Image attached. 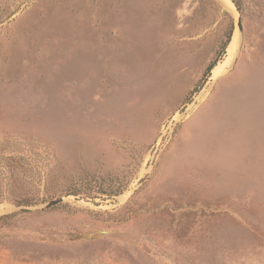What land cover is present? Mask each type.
<instances>
[{
	"label": "rangeland",
	"instance_id": "obj_1",
	"mask_svg": "<svg viewBox=\"0 0 264 264\" xmlns=\"http://www.w3.org/2000/svg\"><path fill=\"white\" fill-rule=\"evenodd\" d=\"M230 1L0 0V264H264V0Z\"/></svg>",
	"mask_w": 264,
	"mask_h": 264
},
{
	"label": "bare ground",
	"instance_id": "obj_2",
	"mask_svg": "<svg viewBox=\"0 0 264 264\" xmlns=\"http://www.w3.org/2000/svg\"><path fill=\"white\" fill-rule=\"evenodd\" d=\"M236 42H237V38H236V35H234L231 43L229 44V47H228V56H227L225 62L223 64H221V65L220 64L216 65L212 69V78L219 77V75L226 69V67L228 66V64L231 62L232 57L235 54V47L234 46L236 45Z\"/></svg>",
	"mask_w": 264,
	"mask_h": 264
},
{
	"label": "trees",
	"instance_id": "obj_3",
	"mask_svg": "<svg viewBox=\"0 0 264 264\" xmlns=\"http://www.w3.org/2000/svg\"><path fill=\"white\" fill-rule=\"evenodd\" d=\"M233 3L236 5V7L238 8V10H240V5H239V2L238 0H232ZM231 36H232V33L230 32L228 35H227V38H226V41L225 43L223 44L222 48H221V53L214 58V60L210 63V65L208 66L207 68V73H210L211 70L217 65V62L219 60V57L221 54L224 53V51L226 50L228 44L230 43V40H231ZM12 215V214H11ZM11 215H4V216H0V223H4L5 220L7 218H9Z\"/></svg>",
	"mask_w": 264,
	"mask_h": 264
},
{
	"label": "water",
	"instance_id": "obj_4",
	"mask_svg": "<svg viewBox=\"0 0 264 264\" xmlns=\"http://www.w3.org/2000/svg\"><path fill=\"white\" fill-rule=\"evenodd\" d=\"M232 2H233V1H232ZM237 26H238V30H239V32L242 34V32H243V24H242V20H241L240 18H238V20H237ZM201 93H202V92H201ZM201 93H200V94H201ZM63 200H64V197L55 198V199H52V200L46 202V203L44 204V206H45V207H49V206H52V205L57 204V203H59V202H62ZM18 208H19L20 210H22V211H27V210H30V209H31V208H29V207H25V206H18Z\"/></svg>",
	"mask_w": 264,
	"mask_h": 264
}]
</instances>
